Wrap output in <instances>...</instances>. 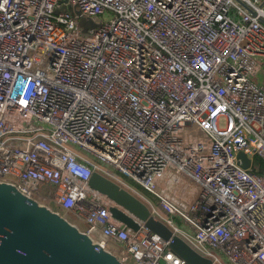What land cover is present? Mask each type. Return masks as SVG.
<instances>
[{
    "label": "built area",
    "instance_id": "built-area-1",
    "mask_svg": "<svg viewBox=\"0 0 264 264\" xmlns=\"http://www.w3.org/2000/svg\"><path fill=\"white\" fill-rule=\"evenodd\" d=\"M242 1L0 0V182L128 264H186L89 185L116 171L213 264H264V0Z\"/></svg>",
    "mask_w": 264,
    "mask_h": 264
},
{
    "label": "water",
    "instance_id": "water-1",
    "mask_svg": "<svg viewBox=\"0 0 264 264\" xmlns=\"http://www.w3.org/2000/svg\"><path fill=\"white\" fill-rule=\"evenodd\" d=\"M235 1L252 13L242 0ZM76 15L86 33L84 24L89 20L81 17L80 11H76ZM89 22L91 28L97 26ZM239 157L246 160L243 168L248 169L250 160L244 154ZM89 185L116 205L110 208L113 217L128 228L135 232L140 228L132 215L136 220L145 222L150 232L164 241H171V249L186 264H213L174 235L164 223L156 220L141 199L116 182L96 172ZM0 264L128 263L49 206L23 194L15 185L0 182Z\"/></svg>",
    "mask_w": 264,
    "mask_h": 264
},
{
    "label": "rangeland",
    "instance_id": "rangeland-1",
    "mask_svg": "<svg viewBox=\"0 0 264 264\" xmlns=\"http://www.w3.org/2000/svg\"><path fill=\"white\" fill-rule=\"evenodd\" d=\"M67 11H68V7H67L66 5H63L62 7H60V8L57 9V12H58V13H66ZM106 19H108V18L106 17ZM89 21H90V20H89ZM89 21L85 22V24H84V26H85V28H86L87 30H90L91 27H92V25H91V23H90ZM76 22L79 23V17H76ZM85 36H86V35L82 34V37H85ZM263 74H264V73H263ZM260 78H261L262 82H264V75H263V77H260ZM253 162H254V164L260 165V167H264V161H263L261 158H259V157L254 158V159H253ZM113 174H114L115 176H117V177H119V178L122 179V181L124 182V187H125V188H127V186H129V187L135 189V190L138 191L143 197H145L147 200L151 201L156 207H158V205H159L158 200H157L155 197L151 196V195H150L148 192H146L144 189H142V188H141L139 185H137L134 181H132L131 179L125 177L124 175H122V174H120V173H118V172H116V171H114ZM122 188H123V186H122ZM131 192L134 193L133 190H131ZM138 198H139V197H138ZM107 199H108V198H107ZM139 199H140V198H139ZM108 200H109V199H108ZM178 224H180V223L178 222Z\"/></svg>",
    "mask_w": 264,
    "mask_h": 264
},
{
    "label": "crops",
    "instance_id": "crops-1",
    "mask_svg": "<svg viewBox=\"0 0 264 264\" xmlns=\"http://www.w3.org/2000/svg\"><path fill=\"white\" fill-rule=\"evenodd\" d=\"M263 73H264V71H263L261 74H259V76H258V81H259V83L262 84V85H264V82H262V80H261L260 77H263V75H264Z\"/></svg>",
    "mask_w": 264,
    "mask_h": 264
}]
</instances>
